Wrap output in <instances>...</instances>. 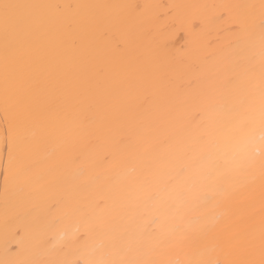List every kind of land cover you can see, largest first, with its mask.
Wrapping results in <instances>:
<instances>
[{
  "label": "bare ground",
  "instance_id": "1",
  "mask_svg": "<svg viewBox=\"0 0 264 264\" xmlns=\"http://www.w3.org/2000/svg\"><path fill=\"white\" fill-rule=\"evenodd\" d=\"M24 2L126 5L114 10L126 24L112 28L108 39L127 41L131 55L118 60L106 105L73 107L71 98L57 94L32 97L36 134L9 169L0 53V261L111 259L117 248L143 250L160 223L190 230L206 223L219 240L202 241L200 250L215 244L224 249L212 252L219 259L253 236L258 245L264 208L259 25L253 47L238 38L242 10L230 6L259 0ZM136 51H151L179 70L152 83L154 65L129 63ZM234 77L252 78L254 109L247 88L229 83ZM114 119L107 139L84 145L87 130ZM251 119L257 122L251 141L229 139L234 125ZM234 152L250 154L255 163L234 172ZM209 168L216 171L207 175Z\"/></svg>",
  "mask_w": 264,
  "mask_h": 264
},
{
  "label": "snow or ice",
  "instance_id": "2",
  "mask_svg": "<svg viewBox=\"0 0 264 264\" xmlns=\"http://www.w3.org/2000/svg\"><path fill=\"white\" fill-rule=\"evenodd\" d=\"M126 7L103 3L60 5L0 0V53L4 79L2 96L7 123L5 138L9 169L14 165L17 150L27 148L30 138L36 134L39 113L32 97L57 94L71 98L75 102L73 107L86 104L93 108L109 103L111 81L117 73L118 60L123 61L131 55L127 41L113 42L108 39L112 28L126 24V18L114 10ZM230 7L242 10L237 21V35L238 38L253 42V47L257 22L259 25L258 123L260 152L264 155V0H259V4ZM133 60L141 65L148 63L155 66L152 83L179 70L162 63L151 51H136L129 63ZM254 67L250 65L248 71H254ZM229 83L233 87L247 88L250 98L248 106L254 109L256 85L252 78L249 77L245 82L234 77ZM117 124L118 119H114L105 126L87 130L83 136L84 145L95 146L97 142L107 139ZM256 124V120L251 119L234 125L229 139H234L237 145L245 140L251 141ZM232 159L237 161L234 172L240 171L245 164L252 166L255 163L250 154L234 152ZM259 166L264 175V159H261ZM215 171L209 168L206 174L212 175ZM217 176L222 177L223 173H217ZM7 181L6 175V188ZM207 229L206 223L192 230L160 223L143 250L133 253L131 249L117 248L111 254V259L101 254L100 258L87 260L85 264H264V208L261 209L259 244H256L253 236L242 246H229L224 252L225 259L212 255V252L219 254L224 251L215 244L200 250L202 241L219 240L218 235ZM0 264L29 262L6 259ZM46 264H79V261L51 259Z\"/></svg>",
  "mask_w": 264,
  "mask_h": 264
}]
</instances>
